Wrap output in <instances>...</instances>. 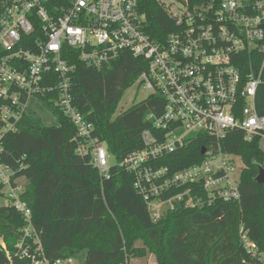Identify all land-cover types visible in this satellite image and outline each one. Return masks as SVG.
Wrapping results in <instances>:
<instances>
[{"label":"built area","instance_id":"1","mask_svg":"<svg viewBox=\"0 0 264 264\" xmlns=\"http://www.w3.org/2000/svg\"><path fill=\"white\" fill-rule=\"evenodd\" d=\"M173 20V31L157 42L146 34L142 0H2L0 5V188L1 199L26 221L17 256L32 264L48 261L23 200L29 181L3 162L5 139L32 116L33 103L48 99L76 129V153L88 158L102 179L111 167L125 168L153 222L178 208L202 210L217 202H240L242 158L222 141L242 132L259 141L264 156V115L257 95L264 83V0H155ZM76 51L89 67L101 68L124 53L147 62L140 82L165 103L151 113L152 129L142 148L117 161L95 137V127L74 105L71 63ZM151 95V96H152ZM204 136L203 159L174 170L159 163ZM111 159L117 161L112 164ZM252 256L258 248L242 230ZM38 244L32 255V247ZM3 249L6 246L2 244ZM39 253V254H38ZM10 264H12L10 260Z\"/></svg>","mask_w":264,"mask_h":264},{"label":"trees","instance_id":"2","mask_svg":"<svg viewBox=\"0 0 264 264\" xmlns=\"http://www.w3.org/2000/svg\"><path fill=\"white\" fill-rule=\"evenodd\" d=\"M140 6L146 34L157 42L165 41L173 31V20L155 0H142ZM70 54L75 66L74 105L94 124L95 137L122 161L142 148L143 132L152 129L147 116L160 114L165 106L160 96L152 95L114 118L125 91L138 82L147 62L124 53L95 68L83 63L76 51ZM43 103L55 116L56 126L32 116L23 118L19 130L5 139L3 162L15 167L24 158V169L17 176L29 181L23 200L32 210L33 227L48 261L86 252L85 264H128L131 257L150 254L158 264H264V184L256 181L264 156L258 140L247 142L238 131L221 143L245 165L240 202H217L202 210L178 208L155 223L134 189L133 175L113 166L110 178L102 179L89 159L76 153V129L61 108L48 99ZM257 105L264 115V83ZM207 142L199 136L159 164L174 170L195 165L203 159L201 151ZM25 226V219L14 208L0 207V264H10V260L32 264V259L16 255ZM242 230L257 245V256L242 243ZM30 245L32 255H37L38 244L30 241Z\"/></svg>","mask_w":264,"mask_h":264},{"label":"rangeland","instance_id":"3","mask_svg":"<svg viewBox=\"0 0 264 264\" xmlns=\"http://www.w3.org/2000/svg\"><path fill=\"white\" fill-rule=\"evenodd\" d=\"M151 95L152 92L150 90H147L140 82H137L134 86L128 88L125 91L114 118L122 115L133 106L144 102ZM31 114L34 117L41 119L47 126L52 127L56 126L57 124L55 116L51 113L49 108H47L46 104L42 101L36 100V102L33 103ZM110 162L112 164L117 163V161H115L114 159H111ZM1 205H6L5 201L2 199H0V206ZM82 256H85V252H82L76 255L75 257L71 258L66 264H84ZM128 264H158V262L156 260L155 255L150 254L145 258L131 257Z\"/></svg>","mask_w":264,"mask_h":264},{"label":"water","instance_id":"4","mask_svg":"<svg viewBox=\"0 0 264 264\" xmlns=\"http://www.w3.org/2000/svg\"><path fill=\"white\" fill-rule=\"evenodd\" d=\"M205 152H206V149L203 148L201 153L205 154ZM256 181L259 184H264V167H259V174H258V176L256 178Z\"/></svg>","mask_w":264,"mask_h":264},{"label":"crops","instance_id":"5","mask_svg":"<svg viewBox=\"0 0 264 264\" xmlns=\"http://www.w3.org/2000/svg\"><path fill=\"white\" fill-rule=\"evenodd\" d=\"M82 257H83V262H84V264H85V260H86V257H87L86 252H85V256H82Z\"/></svg>","mask_w":264,"mask_h":264}]
</instances>
